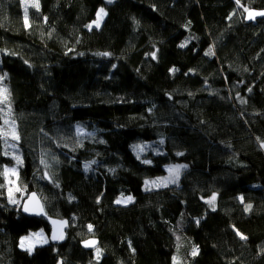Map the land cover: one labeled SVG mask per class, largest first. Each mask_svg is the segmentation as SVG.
I'll return each mask as SVG.
<instances>
[{
  "label": "trees",
  "instance_id": "trees-1",
  "mask_svg": "<svg viewBox=\"0 0 264 264\" xmlns=\"http://www.w3.org/2000/svg\"><path fill=\"white\" fill-rule=\"evenodd\" d=\"M38 5L0 0V264H264V0ZM31 191L64 244L23 248Z\"/></svg>",
  "mask_w": 264,
  "mask_h": 264
},
{
  "label": "rangeland",
  "instance_id": "rangeland-1",
  "mask_svg": "<svg viewBox=\"0 0 264 264\" xmlns=\"http://www.w3.org/2000/svg\"><path fill=\"white\" fill-rule=\"evenodd\" d=\"M108 3H112L114 0H106ZM36 3H38V0H24V5L29 8L30 6H35ZM104 13H106L104 11ZM98 18V17H97ZM106 15H103V18L100 20V24L99 27H97L95 25V23L92 24V28L94 29H100L103 25V21L105 20ZM7 124L10 127L11 126V122H9V120H7ZM10 135H14V133L10 132L8 133ZM141 152H146L147 149L145 146H142L140 149ZM188 166L186 164H173V165H169L166 168V174L154 179H149L146 180V187L148 188V186H150L149 188H161V187H166L168 185H175L179 182L182 172L187 168ZM7 180H8V186H9V195L13 198L14 196H16V193H21L23 194V189L20 188L19 184H18V173L15 169H11L7 171ZM127 196L124 197H120L118 199L119 200H127ZM133 201V198L131 197V200L127 203H123V204H128L131 203ZM121 204V203H119ZM49 236L44 233L43 231H39V232H34L30 235H28L27 237H25L22 241V245L24 249H27L29 251H32L35 249V247L37 246H45L49 244ZM48 242V243H47ZM99 251H96V255L98 257H100L102 255V251L100 249H98Z\"/></svg>",
  "mask_w": 264,
  "mask_h": 264
},
{
  "label": "water",
  "instance_id": "water-1",
  "mask_svg": "<svg viewBox=\"0 0 264 264\" xmlns=\"http://www.w3.org/2000/svg\"><path fill=\"white\" fill-rule=\"evenodd\" d=\"M258 13H264V11L249 10L246 13V22L255 23L257 20L264 18V15ZM22 213L30 218H43L50 227V243L52 245H62L67 240V232L70 228L68 220H58L56 218L47 215L43 202L40 196L36 192H31L25 199L22 205ZM62 238H59L61 237ZM94 241L93 244L89 242ZM99 247V242L96 240H90L84 244V249L87 251H93Z\"/></svg>",
  "mask_w": 264,
  "mask_h": 264
},
{
  "label": "snow or ice",
  "instance_id": "snow-or-ice-1",
  "mask_svg": "<svg viewBox=\"0 0 264 264\" xmlns=\"http://www.w3.org/2000/svg\"><path fill=\"white\" fill-rule=\"evenodd\" d=\"M237 2H239V0H237ZM35 6L38 7V6H39L38 3H36ZM258 14H259V15H264V13H258ZM103 15H106V13H104V10H103V9H100V12L97 13V17H98V18H97V20L94 22L95 25H96L97 27H99L100 20L103 18ZM91 27H92V25H89V28H91ZM181 46L183 47V45H181ZM209 54H211V50H209ZM105 55H107V54H105ZM152 55H153V57H155V53H153ZM2 79H3V77H0V80H2ZM5 92H6V89H4V90H0V103H3V102H5V101H7V96L4 95ZM15 138L18 139V137H15ZM130 200H131V197L127 198V200H119V201H117V203H127V202H129ZM214 200H215V197H213L212 200L209 201V203H210V204L214 203ZM248 208L250 209V208H251V205H249ZM89 228L91 229V226H89ZM59 238H62V236L59 237ZM241 238H242V239H245L246 237L241 236ZM94 243H95L94 241L89 242V244H93V245H94ZM97 251H99V250H97ZM196 254H197V250H194V251H193V255H196Z\"/></svg>",
  "mask_w": 264,
  "mask_h": 264
},
{
  "label": "bare ground",
  "instance_id": "bare-ground-1",
  "mask_svg": "<svg viewBox=\"0 0 264 264\" xmlns=\"http://www.w3.org/2000/svg\"><path fill=\"white\" fill-rule=\"evenodd\" d=\"M107 3H108V2H107ZM101 9H103V10L106 12V10H105L104 8H101ZM98 12H100V10H99ZM106 17H107V13H106ZM105 19H106V18H105ZM96 20H97V16H96ZM96 20H95V21H96ZM95 21H94V22H95ZM104 21H105V20H104ZM104 21H103V23H104ZM94 22H93V23H94ZM93 23H92V24H93ZM31 192H34V191H31ZM31 192H30V193H31ZM30 193H29V194H30ZM29 194H28V195H29ZM28 195H27V196H28ZM26 198H27V197H26ZM26 198H25V199H26ZM24 201H25V200H24ZM24 201H23V203H24ZM42 202H43V201H42ZM23 203H22V205H23ZM43 205H44V204H43ZM45 211H46V210H45ZM46 213H47V212H46ZM47 215H48V214H47ZM48 216H49V215H48ZM58 220H63V219L58 218ZM33 233H34V232H33ZM67 233H68V232H67ZM31 234H32V233H31ZM48 236H49V241H50V234H49ZM26 237H27V236H26ZM22 241H23V240H22ZM49 241H48V242H49ZM66 241H67V240H66ZM48 242H47V243H48ZM49 243H50V242H49ZM50 244H51V243H50ZM35 248H36V247H35Z\"/></svg>",
  "mask_w": 264,
  "mask_h": 264
}]
</instances>
